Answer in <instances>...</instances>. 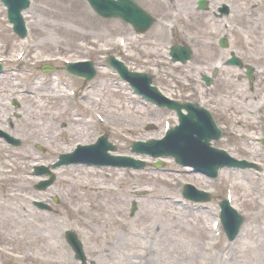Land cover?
Returning a JSON list of instances; mask_svg holds the SVG:
<instances>
[{
  "label": "rangeland",
  "instance_id": "1",
  "mask_svg": "<svg viewBox=\"0 0 264 264\" xmlns=\"http://www.w3.org/2000/svg\"><path fill=\"white\" fill-rule=\"evenodd\" d=\"M139 1L159 20L142 35L119 20L89 15L83 0L71 1V7L81 15L71 17L58 6L60 0H33L25 14L29 33L23 40L11 32L0 3V57H11L13 62L8 67L12 68L21 50L31 52V60L41 61L83 57L99 61L115 53L135 69L158 67L154 82L165 94L211 109L220 124L227 126L221 146L237 157L256 158L261 146L254 141L255 134L264 136V0H210L213 8L220 1L230 5L225 20H215L208 11L197 14L194 0ZM167 25L178 30L174 38L193 46L194 56L183 66L166 60V46L175 42ZM222 31L230 37L231 47L256 68L254 97L244 81H237L234 67H221L209 86L199 78L200 71H209L217 59L226 56L227 51L215 46V38ZM119 37L124 45L118 43ZM24 60L19 71L11 69L0 75L4 103L14 81L24 91L35 92L20 98L22 117L15 131L23 138L21 147H0V264H81L64 243L65 228L81 233L88 256L85 264H90V259L95 264H264V176L250 181L241 170L214 182L227 180L225 192L230 193L233 205L244 216L240 236L228 247L212 243L210 221L218 212L216 201L201 208L175 202L180 180L194 178L176 170L61 167L49 191L61 198L55 212L39 213L31 208L28 201L35 195L31 189L34 178L27 174L28 165L37 160L49 162L76 141L92 140L98 131L89 129L95 113L102 118L100 128L110 134L121 152H128L133 139L158 135L153 129L144 131L145 123L152 120L163 128V121L172 124L174 115L166 109L142 107L137 96H130L107 67L98 68L89 89L84 94L77 90L74 97L71 89L81 84L76 78L58 70L55 74L38 73L41 81L36 83L33 79H37V71V75H28ZM2 111L0 105V120ZM35 141L46 145L47 151L38 152ZM196 181L202 187L211 184ZM248 182L254 185L248 186ZM135 189H146L149 194L137 199L138 211L129 217L127 208ZM49 192L38 195L47 197ZM219 193H215L217 200L224 196L217 197ZM222 252H228V263H223Z\"/></svg>",
  "mask_w": 264,
  "mask_h": 264
},
{
  "label": "bare ground",
  "instance_id": "2",
  "mask_svg": "<svg viewBox=\"0 0 264 264\" xmlns=\"http://www.w3.org/2000/svg\"><path fill=\"white\" fill-rule=\"evenodd\" d=\"M51 2L54 3V0H53V1L51 0ZM56 3H57V2H56ZM57 4H58L59 7H62L61 10L67 12V14H72V13H74V12H73V8L70 7L71 5H70V3H69L68 1H67V2H66V1H62L61 3H57ZM251 203H254V204H255L254 201L251 202Z\"/></svg>",
  "mask_w": 264,
  "mask_h": 264
}]
</instances>
